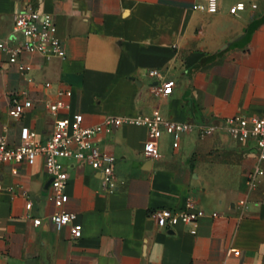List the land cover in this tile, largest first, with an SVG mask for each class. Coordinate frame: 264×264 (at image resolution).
Masks as SVG:
<instances>
[{
    "label": "crops",
    "instance_id": "1",
    "mask_svg": "<svg viewBox=\"0 0 264 264\" xmlns=\"http://www.w3.org/2000/svg\"><path fill=\"white\" fill-rule=\"evenodd\" d=\"M239 1L246 8L230 14ZM205 5L206 0H0V38L10 32L15 12L31 6L53 15L65 48L63 58L20 55L29 66L23 73L0 53V136L15 145L27 128L44 141L56 118L74 113L82 114L87 127L155 109L193 125L264 116V0H218L215 13ZM150 68L173 81L167 97L150 93L156 83L147 75ZM61 89L71 92L69 107L52 114L48 106ZM14 97L32 103L16 119L8 114ZM147 141L144 126L128 123L95 137L115 157L114 192L104 191L100 171L62 159L68 173L63 209L76 214L77 239L68 227L51 223L58 209L47 198L50 176L41 157L32 165L0 163V264H263L264 160L255 141L237 142L224 132L200 137L193 127L176 149L164 133L156 159L144 156ZM257 167L263 174L248 188L247 175ZM189 194L205 211L195 234L190 224L165 230L149 219V209H179Z\"/></svg>",
    "mask_w": 264,
    "mask_h": 264
},
{
    "label": "built area",
    "instance_id": "2",
    "mask_svg": "<svg viewBox=\"0 0 264 264\" xmlns=\"http://www.w3.org/2000/svg\"><path fill=\"white\" fill-rule=\"evenodd\" d=\"M252 8L255 3H250ZM205 10L215 13L218 10V0H206ZM246 8V3L239 1L229 8L230 14H236ZM0 53L7 56L9 63L17 64L20 72L29 69L27 64L19 61L20 55L40 54L47 59L52 57H65V48L57 36V27L54 17L50 13L38 12L31 6H24L15 12L10 32L0 38ZM147 75L155 80L150 85L149 91L156 97L165 98L171 94L174 83L171 79L164 78L160 69L150 68ZM49 87L50 83H44ZM71 94L68 89L57 91V99L48 106L49 112L56 114L60 109L69 107L66 98ZM32 106L29 99H12L8 114L12 118H19L21 114ZM83 116L74 113L58 117L54 121L53 129L49 136L40 141L36 133L27 128L21 129L20 141L15 145H9L4 137L0 136V163H21L32 165L37 157L43 161L44 171L50 176V192L47 198L54 203L56 210L50 217L51 223L56 229L68 227L71 238L81 236V229L74 224L76 214L63 209L67 202L66 185L68 173L62 159H74L80 164H87L102 173V187L106 192H114L118 179L114 173L115 157L112 153L101 150L95 142V137L106 128L117 127L122 123L144 126L147 129L148 141L144 146L145 157L156 159L160 157L157 140L164 134L173 137V148H178L180 138L184 133L190 132L196 127L200 137L210 136L215 132H224L231 140L245 142L254 140L258 149L259 160H264V116L234 115L226 117L218 124H197L178 122L167 119L159 110L152 114L138 113L134 116H109L100 125L84 126ZM16 172V170L14 171ZM263 174L257 167L247 175L246 183L252 188L257 178ZM0 189L2 186L0 184ZM243 203V201H241ZM31 207V202H26V208ZM205 211L198 206L193 194L187 195L183 206L179 209L157 207L148 210V217L154 224L162 229L169 230L173 226L184 223L190 224V232L196 233V226ZM217 216L216 213H212ZM34 225H39L41 219L33 218ZM229 254L238 255V249H229ZM264 264V262H263Z\"/></svg>",
    "mask_w": 264,
    "mask_h": 264
},
{
    "label": "water",
    "instance_id": "3",
    "mask_svg": "<svg viewBox=\"0 0 264 264\" xmlns=\"http://www.w3.org/2000/svg\"><path fill=\"white\" fill-rule=\"evenodd\" d=\"M50 182H51V180H50Z\"/></svg>",
    "mask_w": 264,
    "mask_h": 264
}]
</instances>
